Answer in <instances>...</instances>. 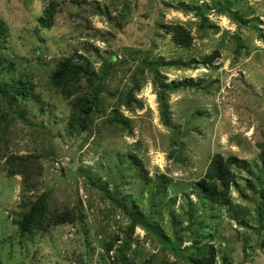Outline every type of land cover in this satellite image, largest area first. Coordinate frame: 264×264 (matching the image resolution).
<instances>
[{"label": "rangeland", "instance_id": "obj_1", "mask_svg": "<svg viewBox=\"0 0 264 264\" xmlns=\"http://www.w3.org/2000/svg\"><path fill=\"white\" fill-rule=\"evenodd\" d=\"M0 22V52L42 98L0 102V264H192L211 247L215 264H264V0H0ZM70 57L103 82L80 134L74 96L47 86ZM114 108L128 129L103 123ZM215 154L236 160L230 206L197 187ZM42 196L73 219L20 236ZM124 208L146 225L130 229Z\"/></svg>", "mask_w": 264, "mask_h": 264}, {"label": "trees", "instance_id": "obj_2", "mask_svg": "<svg viewBox=\"0 0 264 264\" xmlns=\"http://www.w3.org/2000/svg\"><path fill=\"white\" fill-rule=\"evenodd\" d=\"M50 20V14L48 15ZM166 30L171 32L173 39L177 46L182 48H188L191 42V36L189 32L181 25L167 26ZM5 26L3 22H0V46L4 41ZM1 48V47H0ZM218 57V52L215 51L212 54L204 57L206 63L212 64L213 60ZM157 76V75H155ZM95 75L88 71V65L86 63H78L73 57L64 58L55 63V69L49 74L47 80V86L51 90L59 92L64 98H74L70 101L71 115L68 120V127L71 131H75L77 134L85 133L90 130L92 125V115L97 112L100 103L99 97L103 90L102 78L99 77L98 82L95 80ZM84 80L88 87H92L89 90L83 89L81 81ZM95 80L96 83H93ZM161 85V84H160ZM37 86L34 85L31 77L27 74L20 72L17 73L15 69V63L0 52V102L5 103L8 109H12L14 106H21L23 102L40 101V93H36ZM130 94H128L129 97ZM158 99L161 106V116L165 125L168 124L166 108L163 103L164 92L159 90ZM126 105L128 103L126 102ZM16 115L25 119L23 111H15ZM103 123H106L110 127L119 126L123 129H128L129 121L123 120L122 116L117 113V109L111 110L110 114L104 119ZM264 148V144H260ZM236 160L234 157L224 158L220 154H215L211 158L206 174L197 187L209 202L214 204H226L230 206L229 202V186L234 181V173L232 166H234ZM9 173H15L18 169L15 168L13 163ZM160 183L157 185L158 193L163 190ZM156 192V194H158ZM165 193V190L164 192ZM261 195L264 199V190ZM124 211L125 208H124ZM127 215L131 219L132 229L134 225H146L142 221V217L136 211H126ZM70 216L57 217L49 215L44 197L38 198L36 201L29 203L26 211L20 213L19 219L16 222L18 232L20 236L32 234L35 230H41L50 224H60L67 220H72ZM173 248V247H172ZM120 257V256H119ZM123 258L124 263L133 264L132 260ZM119 259H122L121 257ZM192 264H215V250L211 247L206 255L201 257L190 258ZM143 264H152L150 261H145Z\"/></svg>", "mask_w": 264, "mask_h": 264}]
</instances>
